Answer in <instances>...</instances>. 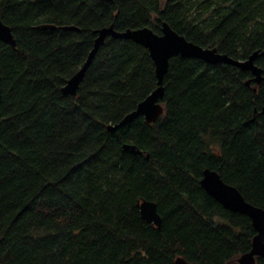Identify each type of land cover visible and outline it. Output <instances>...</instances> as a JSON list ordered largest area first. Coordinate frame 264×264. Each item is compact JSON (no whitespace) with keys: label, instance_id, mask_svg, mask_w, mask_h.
Instances as JSON below:
<instances>
[{"label":"trees","instance_id":"1","mask_svg":"<svg viewBox=\"0 0 264 264\" xmlns=\"http://www.w3.org/2000/svg\"><path fill=\"white\" fill-rule=\"evenodd\" d=\"M0 18L16 40H0V264H240L251 219L199 180L214 169L264 208V54L258 84L231 64L172 56L163 112L112 132L156 87L147 48L107 35L76 94L61 87L110 24L161 33L166 21L244 59L264 48V0H0ZM139 198L156 203L160 227Z\"/></svg>","mask_w":264,"mask_h":264},{"label":"water","instance_id":"2","mask_svg":"<svg viewBox=\"0 0 264 264\" xmlns=\"http://www.w3.org/2000/svg\"><path fill=\"white\" fill-rule=\"evenodd\" d=\"M42 27L54 28L55 26L43 24ZM95 32L96 37L94 38L92 48L89 50L80 68L73 73L61 87L62 93L70 95L76 94L80 81L107 35H111L115 38L131 39L143 45L148 49L155 67L156 87L120 120L114 124H108L107 129L111 132L130 123L140 115H142L147 122H152L163 112V105L160 102V98H162L164 94L163 79L168 70L169 59L172 56L181 55L189 58H199L209 63H227L243 70H249L252 74V78L248 79L245 82L246 84H249L250 81H254L258 84L262 80V68L256 65L255 59L259 55L264 54V48L253 50L244 59L234 58L226 53L219 52L216 47H203L187 40L184 35L179 34L166 21L162 22L161 33L154 32L148 26L117 30L112 24L97 28ZM0 40L16 45V40L13 37L10 26L4 23L1 18ZM253 90H256L255 86ZM260 113L264 117V105L261 106ZM122 147L132 154L142 153V151L133 144L124 143ZM199 183L209 195L219 201L224 207L232 211L244 213L251 219L256 233L252 237L250 250L241 254L237 258V261L240 264H254L256 255L264 256V208L247 201L238 188L224 181L216 170L209 167L203 169ZM137 205L143 220L160 227L161 216L157 211V205L154 201L139 198L137 200ZM174 262L175 264H191L181 256H177Z\"/></svg>","mask_w":264,"mask_h":264}]
</instances>
